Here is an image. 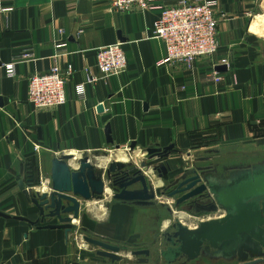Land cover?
Listing matches in <instances>:
<instances>
[{"label": "crops", "instance_id": "0c3cea01", "mask_svg": "<svg viewBox=\"0 0 264 264\" xmlns=\"http://www.w3.org/2000/svg\"><path fill=\"white\" fill-rule=\"evenodd\" d=\"M178 1L163 3L172 6ZM2 3L0 12L12 4L14 10L0 13V212L35 222L39 212L19 184L30 186L33 167L39 176L37 187L49 186L52 161L58 156L107 154L92 158L107 167L128 158L139 164L146 158L145 150L174 146L170 163L177 175L194 154L207 149L220 150L215 161L220 158L230 169L264 163V50L252 36H261L252 23L246 27L254 0H219V53L198 59L192 67L159 65L165 46L154 35L158 10L110 12L106 2L85 0ZM116 44L122 45L128 69L105 78L98 69L97 51ZM10 64H15V77L8 75ZM54 66L73 68L66 87L68 102L36 110L29 103L28 79ZM215 72L223 77L220 83L213 81ZM90 76L97 82L87 85ZM81 85L86 95L80 99L76 88ZM108 125L113 144L107 143ZM121 153L127 161L118 158ZM110 193L102 202H90L88 209H94H82V221L75 223L81 229L69 238L63 230L38 229L0 217V264H141L130 254L137 247L156 257L155 241L168 228L163 223L165 209L116 202ZM157 202L174 204L167 198ZM84 234L126 253L119 261L99 256L98 249L85 253Z\"/></svg>", "mask_w": 264, "mask_h": 264}, {"label": "water", "instance_id": "95a60500", "mask_svg": "<svg viewBox=\"0 0 264 264\" xmlns=\"http://www.w3.org/2000/svg\"><path fill=\"white\" fill-rule=\"evenodd\" d=\"M105 134L107 143L113 144L109 125ZM135 147H130V155ZM174 152V146L152 148L144 151L146 158L139 164L128 158L126 163L112 162L107 167L92 159L107 154L55 157L47 191L41 194L35 192L36 186L19 184L29 204L37 208L39 218L33 222L2 212L0 217L26 222L38 229L63 230L69 238L79 229L75 222L82 221L85 205L102 202L109 190L116 202L163 207L167 222L175 212L196 218L212 217L200 222L196 229L176 218L173 225L161 230V238L154 244L158 245L155 264H264V163L230 169L220 164V158L215 161L214 156L222 154L220 150L207 149L194 154L177 175L170 163ZM159 182L163 188L156 186ZM161 198L173 200V206L157 202ZM219 215L223 217H216ZM54 220L58 223L51 224ZM83 241L99 249V256L114 261L121 260L120 255L126 253L122 247L90 234H84ZM130 254L141 264H148L154 257L148 249Z\"/></svg>", "mask_w": 264, "mask_h": 264}, {"label": "built area", "instance_id": "2783aa9c", "mask_svg": "<svg viewBox=\"0 0 264 264\" xmlns=\"http://www.w3.org/2000/svg\"><path fill=\"white\" fill-rule=\"evenodd\" d=\"M85 1L106 2L110 12L118 13H127L133 7L142 11L158 10L154 35L165 46V57L159 65L180 63L192 67L198 59L213 57L219 53V0H179L172 6H166L163 0ZM2 2L0 0L1 5ZM13 10L12 4L3 7L0 13L7 14ZM96 57L98 69L105 78L122 75L128 69L127 57L121 44L100 48ZM7 72L9 77H15V64L8 65ZM72 76V66H68L66 71L54 66L48 72L33 73L28 79L29 103L36 110L64 106L68 102L66 87ZM222 80L223 77L215 72L213 81L220 83ZM96 82L97 79L90 76L87 85ZM85 85L76 88L80 99L85 98Z\"/></svg>", "mask_w": 264, "mask_h": 264}, {"label": "rangeland", "instance_id": "374dc122", "mask_svg": "<svg viewBox=\"0 0 264 264\" xmlns=\"http://www.w3.org/2000/svg\"><path fill=\"white\" fill-rule=\"evenodd\" d=\"M250 17L248 18V26L247 29L249 28V26L251 25L252 23V29L254 30V32L258 35H261V36H256L254 34H252L253 37L258 38V40L264 44V0H254V4H253V10L251 11L250 13ZM254 20H255V23H256V27L257 29L254 28ZM253 21V22H252ZM223 162V161H222ZM220 162V164L222 163ZM39 186V185H38ZM37 187V186H36ZM43 187V185H41L40 187L38 188H41ZM88 205H90L89 203H87V209H88ZM94 206V205H93ZM173 206V204L171 205ZM89 209H94V207H90ZM88 209V210H89ZM181 216H185L184 218H182ZM172 218H170V222H167V220H165V225L167 226V223H168V228L173 225L175 223V219L178 218L180 219V221L184 224V225H187V226H190V227H195L199 224L200 220L202 219H205L204 216L200 217V218H196V217H193L187 213H182V212H175L173 216H171ZM169 220V219H168ZM79 229H81V224L78 225ZM193 229V228H192ZM83 238H81V241L82 243L85 244V248L82 249V251H84L85 253H89V252H93V250H97V248L93 247V246H88L87 243H85L83 240ZM88 246V248H87ZM131 247V246H130ZM99 250V249H98ZM138 250H143L141 248H134V251H138ZM91 255V254H90ZM79 258V257H78ZM133 258V257H131ZM135 260H137L136 258H133ZM158 258L157 257H154L152 261V264H155L156 263V260ZM155 262V263H154ZM161 264H164V263H161ZM191 264H195V263H191Z\"/></svg>", "mask_w": 264, "mask_h": 264}, {"label": "trees", "instance_id": "16d2710c", "mask_svg": "<svg viewBox=\"0 0 264 264\" xmlns=\"http://www.w3.org/2000/svg\"><path fill=\"white\" fill-rule=\"evenodd\" d=\"M200 143V142H198ZM199 146H203L202 143L198 144ZM29 185L30 186H38L40 181H39V176H38V172L35 168L30 167L29 168Z\"/></svg>", "mask_w": 264, "mask_h": 264}, {"label": "bare ground", "instance_id": "6f19581e", "mask_svg": "<svg viewBox=\"0 0 264 264\" xmlns=\"http://www.w3.org/2000/svg\"><path fill=\"white\" fill-rule=\"evenodd\" d=\"M118 152V151H117ZM123 152V151H122ZM115 153V152H114ZM119 153H120V151H119ZM127 153V152H126ZM125 153V154H126ZM128 154V153H127ZM113 157V156H112ZM118 158H120L121 160H123V161H127V158L125 157V155H123L122 153L121 154H118ZM44 190H47V187H44L43 188ZM110 193V191L108 192V190H107V194H109ZM111 194V193H110ZM107 196V195H106ZM182 218H184L183 216H181ZM77 222V221H76ZM75 222V223H76ZM83 245V244H82Z\"/></svg>", "mask_w": 264, "mask_h": 264}]
</instances>
